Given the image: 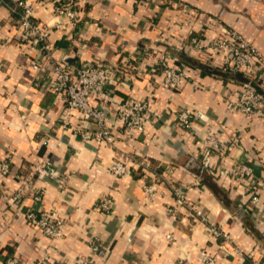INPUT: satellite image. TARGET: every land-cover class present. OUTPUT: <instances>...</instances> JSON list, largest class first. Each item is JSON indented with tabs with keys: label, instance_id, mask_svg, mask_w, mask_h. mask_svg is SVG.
Masks as SVG:
<instances>
[{
	"label": "crops",
	"instance_id": "crops-1",
	"mask_svg": "<svg viewBox=\"0 0 264 264\" xmlns=\"http://www.w3.org/2000/svg\"><path fill=\"white\" fill-rule=\"evenodd\" d=\"M28 1L35 16L51 25L54 0ZM165 1L78 0L81 21L51 29L52 53L72 65L97 58L121 62L128 53L135 56L141 45L160 37L163 41L152 46L168 51L176 62L173 47L188 30L207 39L222 34L224 28H234L264 56V0H174L198 9L199 15ZM18 32L16 18L0 5V159L9 155L11 163V173L0 181V264L10 255L21 264H42L43 254L60 264H75L84 256L99 264H201L202 250L217 253V264H264V190L260 186L264 120L226 109L227 100L237 96L239 81L223 78L228 71L209 59L187 54L213 70L202 72L184 63L191 79L174 90L159 85L158 73H145L133 81L126 73L115 84L118 97L151 101L152 114L143 132L126 134L113 112L108 120L117 149L142 154L161 174L158 194L149 201L143 185L150 180V172L130 165L127 175L114 177L107 172L112 148L97 147L59 126L61 95L35 85L31 63L36 54L19 41ZM153 62L148 59L145 67ZM259 82L264 91V80ZM182 109H197L203 117L183 130L176 120ZM210 133L224 151L213 152L211 166L201 171L200 153ZM43 156L68 177L64 187L53 182L44 185L42 207L55 208L66 219L62 235L54 239L24 222L23 213L34 207L29 193L16 207L2 198V190L13 191L19 177L28 175L32 162ZM242 164L250 168L249 174L240 173ZM35 185L43 184L37 180ZM172 186L185 190L187 199L227 232L232 240L226 244L227 252L222 254L217 242L200 224L192 223L184 209L173 216L168 213ZM104 197L112 201L109 212L98 206ZM94 240L99 245L96 251L90 246ZM235 246L241 254L234 252Z\"/></svg>",
	"mask_w": 264,
	"mask_h": 264
},
{
	"label": "built area",
	"instance_id": "built-area-1",
	"mask_svg": "<svg viewBox=\"0 0 264 264\" xmlns=\"http://www.w3.org/2000/svg\"><path fill=\"white\" fill-rule=\"evenodd\" d=\"M77 1L54 0L51 7L53 19L51 25L35 16L34 6L28 0H16L12 3L0 0V5L5 6L16 18L19 41L36 54V58L31 63V68L35 72V85L42 89H51L61 95L63 106L59 115V126L82 140L93 141L97 147L112 148L114 155L107 167V172L114 177L127 175L130 165L150 172V180L144 183L143 191L146 199L153 201L158 194L157 179L161 174L151 168L149 161L142 154L130 155L117 149L116 135L110 129L108 121L109 113L113 112L123 132L126 134L133 131L143 132L146 119L151 113V101L148 98L139 99L129 95L118 97L113 90L115 84L119 83L126 73L130 75V81L145 73L150 75L158 73L159 85L164 89L174 90L191 79L190 70L184 63L175 62V57L168 51H160L152 46V43L163 41L160 37H155L149 43L141 45L137 55L128 53L121 62L97 58L91 62L72 65L62 58L55 57L48 41L49 32L52 28L62 29L66 23L75 25L81 21L76 9ZM141 1L153 3L156 0ZM165 3L171 7L179 6L184 12L199 15L198 9L189 7L185 3L174 0H167ZM173 49L176 53L195 54L209 59L225 71L242 73L245 78L239 83L237 96L235 99L227 100L226 109L254 115L264 120V91L259 88V80H264V56L239 31L234 28H224L222 34L202 39L190 29L183 39H179ZM151 58L154 59L153 64L145 67L146 61ZM39 72L43 75H38ZM202 117L203 114L197 109H182L176 113L177 123L183 130L191 129L194 120ZM203 146L199 164L201 170H206L211 166V154L224 151V146L213 133L204 140ZM239 171L246 175L251 170L247 165L242 164ZM9 173H11V163L8 155L0 159V181ZM19 179L20 184L13 191L2 190V198L9 205L16 207L25 194L29 193L34 207L23 213L24 222L36 227L50 239L58 238L62 235L66 219L55 208L42 207L44 185L53 182L58 187H64L68 177L43 156L35 159L30 173ZM37 180L43 185L36 186ZM260 186L264 190V181ZM252 188L256 189L255 186ZM171 192L173 201L166 207L168 213L173 216L184 209L190 221L200 224L207 235L217 242L219 251L222 254L227 252L226 244L232 242L227 232L218 227L214 221H210L204 209L193 205L187 199L185 190L172 186ZM111 203L109 197H104L100 199L98 206L102 211L109 212ZM166 238L171 237L167 235ZM90 246L92 251H96L99 247L95 240L90 243ZM234 252L241 254L236 246ZM40 261L42 264H60L50 261L46 254L41 255ZM200 261L201 264H217L218 255L202 250ZM3 264H21V261L18 257L10 255L5 257ZM75 264L99 263L84 256L80 257ZM252 264L259 263L253 261Z\"/></svg>",
	"mask_w": 264,
	"mask_h": 264
},
{
	"label": "trees",
	"instance_id": "trees-1",
	"mask_svg": "<svg viewBox=\"0 0 264 264\" xmlns=\"http://www.w3.org/2000/svg\"><path fill=\"white\" fill-rule=\"evenodd\" d=\"M194 34H196V33H194ZM196 35H198V34H196ZM176 54H177V60H176L177 62H182V63L188 62L191 65H196L201 69L202 72L205 71V72L209 73L210 71L213 70L211 68H207L205 65L197 64L196 61L187 57L188 56L187 54L185 55L184 53H181V52L180 53L178 52ZM222 76H223V78H232L234 80H237V81H239V83H241L245 78L243 76V74L240 72H237V73L227 72V73L223 74Z\"/></svg>",
	"mask_w": 264,
	"mask_h": 264
},
{
	"label": "water",
	"instance_id": "water-1",
	"mask_svg": "<svg viewBox=\"0 0 264 264\" xmlns=\"http://www.w3.org/2000/svg\"><path fill=\"white\" fill-rule=\"evenodd\" d=\"M199 169H201L200 164H199ZM201 171H204V170H201Z\"/></svg>",
	"mask_w": 264,
	"mask_h": 264
}]
</instances>
